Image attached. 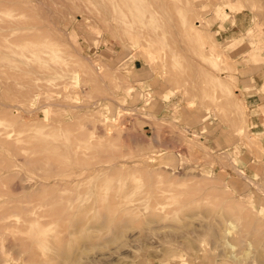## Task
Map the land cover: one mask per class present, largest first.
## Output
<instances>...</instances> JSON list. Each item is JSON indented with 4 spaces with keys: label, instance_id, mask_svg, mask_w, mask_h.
I'll list each match as a JSON object with an SVG mask.
<instances>
[{
    "label": "rangeland",
    "instance_id": "374dc122",
    "mask_svg": "<svg viewBox=\"0 0 264 264\" xmlns=\"http://www.w3.org/2000/svg\"><path fill=\"white\" fill-rule=\"evenodd\" d=\"M0 24V264H264V0Z\"/></svg>",
    "mask_w": 264,
    "mask_h": 264
},
{
    "label": "bare ground",
    "instance_id": "6f19581e",
    "mask_svg": "<svg viewBox=\"0 0 264 264\" xmlns=\"http://www.w3.org/2000/svg\"><path fill=\"white\" fill-rule=\"evenodd\" d=\"M101 1H104V0H101ZM108 1H109V0H108ZM105 8H106V7H105ZM179 9H180V8H179ZM20 20H22V21H17V23H22V22H24L23 19H20ZM1 25H2V24H0V26H1ZM11 25H12V24H11ZM24 25H27V23L24 22ZM28 25H29V24H28ZM17 26H19V25L17 24ZM1 27H4V26H1ZM185 27H186V28H185V31H186V32H189V33L193 34L194 36H197L196 28H195L194 26H192V24H190V25L187 24ZM18 31H19V30H17L16 32H18ZM20 31H22V30H20ZM11 32H13V31L11 30ZM14 33H15V32H14ZM11 34H13V33H11ZM9 35H10V33H8V36H9ZM0 36H4V37H6V35H5V34H2V32H0ZM18 38H19V37H18ZM20 39H21V38H20ZM39 50H40V49H37V50L35 51V53H36V52L38 53ZM218 76H219V75H218ZM80 81H81V80H80ZM240 102H241V101H240ZM5 106H6V105H5ZM5 106H4V107H5ZM17 106H18V105H17ZM19 106H20V105H19ZM19 106H18V107H19ZM18 107H17V108H18ZM34 107H35V106H34ZM6 108H8V106H7ZM36 108H37V107H36ZM26 110H27V109H26ZM26 113H27V112H26ZM67 125H68V124H67ZM20 126H21V125H20ZM31 126H32V125H31ZM22 131H23V130H22ZM22 131H21V133H22ZM25 131H26V130H25ZM18 132H19V131H18ZM16 133H17V131H16ZM84 134H85V133H84ZM89 135H90V134H89ZM17 138H18V137H17ZM92 138H93V136H92ZM16 140H18V139L15 138L14 141H16ZM85 140H86V139H85ZM76 142H77V141H76ZM91 142H93V141H91ZM75 145H76V144H75ZM80 145H81V144H80ZM83 145H84V144H83ZM86 145H87V144H86ZM86 145H85V146H86ZM78 147H79V146H78ZM85 150H86V149H85ZM74 151H75V150H74ZM77 151H80V150L78 149V150H76L75 152H77ZM81 153H82V152H81ZM75 154H76V153H75ZM75 156H76V155H75ZM79 156H80V155H79ZM74 158H75V157H74ZM82 158H83V157H82ZM75 159H76V158H75ZM84 159H85V158H84ZM76 160H77V159H76ZM76 160H75V161H76ZM88 162H89V161H88ZM53 163H54V162H53ZM71 171H72V170H71ZM71 171H70V172H71ZM78 171H79V170H78ZM70 177H71V176H70ZM80 178H81V177H80ZM47 179H48V178H47ZM63 179H64V178H63ZM69 179H72V178H69ZM109 180H110V179H109ZM68 181H69V180H68ZM3 204H4V203H0V206L3 205ZM1 207H2V206H1ZM1 213L3 214V213H5V212L3 211V212H1ZM1 213H0V215H1ZM13 214H14V213H13ZM3 215H5V214H3ZM3 215H1V216H3ZM7 215H8V214H7ZM7 215H5V217H6ZM9 215H10V214H9ZM9 215H8V216H9ZM11 215H12V214H11ZM11 215H10V216H11ZM1 216H0V218H1ZM8 216H7V218H8ZM4 221H5V220H4ZM38 227H39V226H38ZM0 228H1V227H0ZM9 228H10V227H9ZM34 228H36V229L33 230V235H35V234L37 233V231H38L37 227H34ZM2 229H4V228H2ZM7 229H8V227H7ZM39 231H40V229H39ZM39 231H38V232H39Z\"/></svg>",
    "mask_w": 264,
    "mask_h": 264
}]
</instances>
